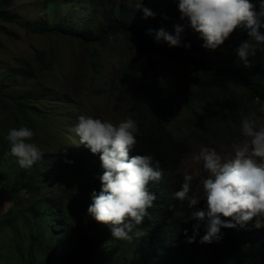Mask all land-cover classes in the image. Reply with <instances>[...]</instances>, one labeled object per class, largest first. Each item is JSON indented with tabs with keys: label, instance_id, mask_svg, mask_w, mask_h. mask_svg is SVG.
<instances>
[{
	"label": "trees",
	"instance_id": "16d2710c",
	"mask_svg": "<svg viewBox=\"0 0 264 264\" xmlns=\"http://www.w3.org/2000/svg\"><path fill=\"white\" fill-rule=\"evenodd\" d=\"M14 1H0L1 20L11 19L6 14ZM45 1L51 13L56 11L54 4L67 2ZM90 2L93 8L85 11L88 14L81 25L71 24L67 16L50 22L17 23L32 33L77 40L89 51V64L97 71L98 60L106 54L98 48L113 49L109 46L119 37L136 41L148 56L139 79V86L145 87L137 85L130 98L140 131L130 155L152 153L162 172L173 173L172 178L149 184V190L155 195L157 190L160 198L156 196L147 210L149 215L138 226L143 232L138 240L112 238L107 226L88 216L89 194L100 188L96 170L103 171L98 153L85 149L66 156L52 155L55 129L51 120L71 118L78 106L72 96L55 93L45 84L46 76L54 69V52L48 55L37 51L23 71L11 68L9 75L0 77V108L13 120L0 129V200L13 198L15 205L12 215L0 212V236L9 235L10 246L7 252L0 246V264H264V225L249 226L238 233L233 229L240 226L222 228L220 245H215L216 241L190 244L183 233L187 228L190 236L193 224L183 220L189 211L187 204L171 198L181 175L178 165L191 142L178 137L173 129L178 111L175 113L172 93L183 88L187 108L196 114L201 128L218 112L236 118L241 109L242 116L249 110L256 111L258 105L264 104V53L250 57L247 67L239 61L234 48L247 38L243 27L234 29L217 50H205L199 34L187 26L186 20H180L175 0H141L142 5L156 12L149 18L134 7L137 0ZM174 24L185 25L180 46L169 47L147 32L163 27L171 33ZM185 43L190 46L185 47ZM123 79L131 80L127 74ZM16 88L18 94L14 93ZM4 89L11 90L8 93ZM122 89L125 95L128 83H123ZM144 97L149 109L141 103ZM258 98L260 101L255 102ZM236 104H242V108L233 106ZM21 125L34 131L32 139L44 152L29 168L18 167L4 139L7 129ZM195 135L198 144L210 143V134L197 131Z\"/></svg>",
	"mask_w": 264,
	"mask_h": 264
},
{
	"label": "clouds",
	"instance_id": "9594fccd",
	"mask_svg": "<svg viewBox=\"0 0 264 264\" xmlns=\"http://www.w3.org/2000/svg\"><path fill=\"white\" fill-rule=\"evenodd\" d=\"M175 2L180 20H186L187 26L199 34L201 47L205 50H217L234 29L243 27L247 38L239 41L234 48L239 61L247 67L250 57L257 52L264 53V32L261 31L264 29V0H255V3L252 0ZM134 7L140 9L144 18L156 15L151 8L142 5L141 0H137ZM184 27V24H174L171 33L163 27L148 29L147 32L154 33L155 40H163L169 47L180 46ZM184 46L190 45L185 43ZM178 91L175 90L172 96ZM182 92L188 102L183 88ZM173 101L175 107L176 101ZM233 106L242 108V104ZM237 113L241 115L240 122L237 118H229L218 112L211 115L209 125L204 128L197 129L190 125L194 135L197 131L213 135L206 146L196 142V135H187L200 146L192 154V161L208 173L206 177H201L197 194L191 191L192 172L181 174L178 187L171 193L172 199L187 204L189 211L183 220L184 223L190 221L193 224L190 236L187 228L183 229V233L190 244L204 245L216 241L215 245H220L222 228L240 226L238 230L233 229L238 233L249 226L260 228L264 225V104L258 111L257 108L256 111L249 110L242 116L241 109ZM80 114L77 107L74 114L77 115L76 121L72 126L74 135L70 134L74 151L88 149L92 154L98 153L103 170H96L100 188L98 192H90L87 214L94 221L107 226L112 238L129 242L138 240L143 236L138 226L149 215L147 210L153 206V202L160 198L157 190L156 195L149 190V184L163 178L171 179L173 173L169 174L165 169L162 172L160 162L150 152L130 155L140 136L138 123L132 118L134 114L115 122ZM175 125L179 126L176 121ZM222 127L228 131L234 130L233 134L227 133L225 137L227 141L235 138L229 145L231 152L226 158H222L214 147L208 146L219 143L215 131ZM33 136L34 131L23 125L10 127L6 131L4 139L8 153L20 168L31 167L44 155L43 149L33 141ZM198 203L204 206L198 208Z\"/></svg>",
	"mask_w": 264,
	"mask_h": 264
},
{
	"label": "rangeland",
	"instance_id": "374dc122",
	"mask_svg": "<svg viewBox=\"0 0 264 264\" xmlns=\"http://www.w3.org/2000/svg\"><path fill=\"white\" fill-rule=\"evenodd\" d=\"M65 1L67 2L64 5L54 4L56 7L54 13L49 12L50 7H48L49 4L45 0L41 2L38 0H15L12 2V7L8 9L6 14L11 19H0V77L9 75L11 68L23 71L25 63L32 62L37 51H45L48 55L53 51L55 57L54 69L47 76L45 75V84L51 87V91L55 93L72 96L78 105L80 115L111 119L114 122L123 119L126 115H132L133 107L130 104V98L134 95L137 85L139 86V79L143 76L148 56L146 52L140 50L136 41L119 37L118 40L110 44L109 47H113V49L98 48L106 54L104 53L105 55L102 56V53V57L96 58L101 57L98 60L97 71L89 64V51L84 49L77 40L32 33L17 23V21L23 22L24 20L50 22L53 18L62 19L67 16V21L71 24L81 25L82 19L88 14H84L85 11L93 8L90 0ZM252 1L255 2V0ZM157 61L162 60L158 59ZM125 74L130 76V81L127 82L123 79ZM123 83H128V90L125 91V95L122 91ZM10 90L4 89L8 93ZM140 92V95H142V90ZM14 93L18 94L17 88ZM119 96H122L121 101L118 100ZM173 97L178 111L177 124L180 126L173 127L175 134L185 139L188 138L187 135L195 136L190 125L192 124L197 129H201V122L195 119L196 114L187 108L186 98H183L181 88L174 93ZM255 102H258V100H255ZM141 103L142 105L146 104V108L149 109L146 97L141 99ZM261 105L257 106V111ZM253 113L257 114L256 112ZM235 116L240 122L241 115L236 114ZM76 117L77 115L68 119L56 117L51 120L55 129L52 133L55 137L52 140L55 142V151L52 155L62 154L66 156L74 152L73 137L70 134L74 135L72 126L76 121ZM132 118L136 119L135 117ZM11 121H13L11 116L3 114L0 108V129L8 127ZM189 121H191L190 124ZM208 125L209 122L204 123V127ZM215 133L219 143L208 146L214 147L221 153L222 158H226L231 152L229 145L235 138L232 137L227 141L225 137L227 133L233 134L234 130L228 131L222 127L216 130ZM212 137L213 135H211ZM188 144L189 149L186 150L187 152L180 165H178V169L182 176L185 172L193 173L191 191L197 194L201 186V177H206L208 173L191 159L192 154L197 152L200 146L192 141ZM14 211L13 198L0 200L1 213L12 215ZM58 231L62 232L61 230ZM5 235L7 234L0 236V246L7 252L10 247L9 235L8 237ZM60 239H63V236H60Z\"/></svg>",
	"mask_w": 264,
	"mask_h": 264
},
{
	"label": "bare ground",
	"instance_id": "6f19581e",
	"mask_svg": "<svg viewBox=\"0 0 264 264\" xmlns=\"http://www.w3.org/2000/svg\"><path fill=\"white\" fill-rule=\"evenodd\" d=\"M133 97V96H132Z\"/></svg>",
	"mask_w": 264,
	"mask_h": 264
}]
</instances>
